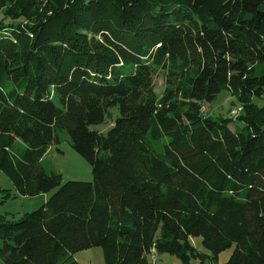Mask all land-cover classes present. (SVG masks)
Listing matches in <instances>:
<instances>
[{
	"label": "trees",
	"instance_id": "16d2710c",
	"mask_svg": "<svg viewBox=\"0 0 264 264\" xmlns=\"http://www.w3.org/2000/svg\"><path fill=\"white\" fill-rule=\"evenodd\" d=\"M262 64L264 0H0L1 203L54 192L0 214V264H264ZM222 90L240 115L203 112ZM62 132L93 182L45 169Z\"/></svg>",
	"mask_w": 264,
	"mask_h": 264
},
{
	"label": "rangeland",
	"instance_id": "374dc122",
	"mask_svg": "<svg viewBox=\"0 0 264 264\" xmlns=\"http://www.w3.org/2000/svg\"><path fill=\"white\" fill-rule=\"evenodd\" d=\"M261 71L264 73V64L261 66ZM154 83L156 93L161 96L165 87V76L161 70H156L154 73ZM254 103L259 107H263L264 96L255 98ZM203 112L211 118H225L233 117L235 114L240 115L242 108L238 99L230 91L222 90L213 102L204 104ZM111 126V121H108L106 124L92 126V129L106 133ZM231 127L243 128V125L234 120ZM60 136V144L52 146L43 159V165L47 172L55 171L60 174L63 183L68 181L93 182L94 177L89 163L71 147L70 139L66 132H62ZM0 190L10 191L12 194L15 193L12 182L2 172H0ZM53 193L40 194L34 197L18 195L16 198L7 199L5 203H1L5 193H0V214L11 215L18 219L41 208L51 198ZM190 242L198 251L209 254L202 245L201 238L192 237ZM233 251L234 248H231L221 253L217 264H225ZM74 259L79 264H105L101 248L81 251L74 256ZM148 259L149 264H182L177 256L171 254L152 253ZM192 264L199 263L193 262ZM205 264H210V262L206 261Z\"/></svg>",
	"mask_w": 264,
	"mask_h": 264
},
{
	"label": "built area",
	"instance_id": "2783aa9c",
	"mask_svg": "<svg viewBox=\"0 0 264 264\" xmlns=\"http://www.w3.org/2000/svg\"><path fill=\"white\" fill-rule=\"evenodd\" d=\"M235 114V113H234ZM235 116H238V114H235Z\"/></svg>",
	"mask_w": 264,
	"mask_h": 264
}]
</instances>
